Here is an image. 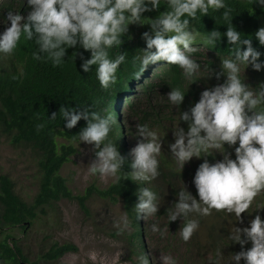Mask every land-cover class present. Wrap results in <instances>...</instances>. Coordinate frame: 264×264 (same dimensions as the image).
Returning a JSON list of instances; mask_svg holds the SVG:
<instances>
[{
  "label": "clouds",
  "instance_id": "9594fccd",
  "mask_svg": "<svg viewBox=\"0 0 264 264\" xmlns=\"http://www.w3.org/2000/svg\"><path fill=\"white\" fill-rule=\"evenodd\" d=\"M26 3L30 7L26 15L8 11L6 20L10 21V26L0 33V53L12 55L22 35L26 40H34L38 46L34 58L39 60L41 54H46L53 66L63 62L68 48H83L90 51V58H84L80 53L81 69L88 72L95 65L97 79L104 89L116 83L117 70L126 59L124 52L111 58L109 49L123 43L122 36L133 23H149L151 29L142 33L146 47L142 48V54L134 57L140 64V70L134 74L137 78L149 65L159 61L177 65L185 77H194L201 66L191 54L197 51L194 42L200 34L190 28V19H196L198 13L203 16L209 14V10L224 9L222 16L230 21L226 31L212 29L200 38L204 44L216 45L222 36H226L227 44L232 46L231 58L222 59L220 71L215 73L217 80L222 75L225 79L203 89L198 101L180 111L179 121L187 122V129L179 122L172 129L174 142L169 144L181 171L193 157H205L192 180L197 195H193L183 182L175 193L178 199L172 204L168 222L182 219L180 237L187 242L199 228V220L192 214L207 216L213 209L225 210L240 220L241 213L248 212L254 198L264 191V82L253 91L241 77V65L245 69L250 65L256 71L264 70V60L260 59L264 53L253 46L252 37H243L233 26L232 10L226 0H166L168 10L148 22L142 14L158 9L161 0H26ZM253 3L264 8V0H253ZM254 36L259 45H264V26L259 27ZM212 75L213 70L209 77ZM22 76L21 71L12 78ZM185 93L179 88H171L167 98L179 109ZM62 114L67 129H72L82 118L87 121L78 132V146L81 142L92 146L94 159L88 163V172L94 176L113 177L114 182H118L122 178L125 157L109 137L114 116L74 107L63 108ZM55 115L52 113L51 118ZM42 127V124L37 126L38 129ZM136 133L139 139L131 149L130 178L135 182H150L159 175L157 156L162 141L158 142L156 132L147 123L137 124ZM225 144L235 146L234 159ZM217 151L222 154V159L210 162L207 157ZM136 195L137 219L157 214L160 206L157 192L140 187ZM129 223L126 214L115 221L117 234L125 231ZM152 231L161 230L154 223ZM229 236L231 242L241 245V250L231 253L228 264L230 261L240 264L242 259L244 264H264V219L259 213L248 226H235ZM249 241L252 246L245 250L243 246ZM221 255V249H217L216 255L209 256L206 264H219ZM162 262L176 264L171 256L162 257ZM139 264H149L146 254L139 257Z\"/></svg>",
  "mask_w": 264,
  "mask_h": 264
},
{
  "label": "trees",
  "instance_id": "16d2710c",
  "mask_svg": "<svg viewBox=\"0 0 264 264\" xmlns=\"http://www.w3.org/2000/svg\"><path fill=\"white\" fill-rule=\"evenodd\" d=\"M226 3L232 10L233 26L241 31L243 37H252L253 46L264 53V45H259L254 36L255 31L264 26V8L253 3V0H226ZM29 10L26 0L0 1V18L9 26L10 21L6 20L8 11L26 15ZM166 10H168L166 0H161L158 9L146 11L142 15L146 16L145 22H148ZM223 11L224 9L209 10V14L203 16L198 13L196 19H190V28L201 36H206L212 29L225 32L230 21L223 18ZM6 27L3 26L2 31ZM150 30L149 23L130 24L128 31L122 36L123 43L109 49L111 58L124 52L126 59L117 70L116 83L108 89L100 86L95 65L91 66L88 72L81 69L80 53H83L84 58H90V51L83 48H68L63 62L53 66L46 54H41L42 58L39 60L35 59L33 53H38V46L34 40H26L22 35L13 54L10 56L3 54L11 66L0 70V129L9 137L12 144L26 145L36 154L39 178L37 191L28 201L15 192L13 182L7 175L0 174V236H2L0 262L41 264L42 261H58L66 252L75 250L76 246L70 242L52 241L41 254V261L31 260L13 240L11 233L4 231L5 228H26L39 222L49 226L54 225L60 220L58 201L65 198L76 200L83 211H87L86 202L92 196L111 202L120 200L124 213L134 227L133 236L140 255L145 254L141 238L142 218H136L134 209L138 201L136 193L140 187L151 188L157 192L159 201H163L155 215L163 219L166 224L177 227L178 230L183 226L180 218L168 222V214L172 204L178 199L175 193L183 186L182 181L188 179L190 184L186 186L187 189L193 195H197L192 180L196 168L205 157H193L185 163L181 171L180 163L174 159L169 149V144L174 142L172 129L179 122L181 127L187 129V122L179 121L180 111L187 110L198 101L203 89L211 88L214 84L199 82L197 73L194 77H185L179 66L168 64L166 61L149 65L137 78L134 74L140 70V64L138 60L134 61V57L142 54V48L146 47L142 33ZM204 45L210 54L205 55L196 47L197 51L191 56L200 64L201 70L206 69L211 72L213 70L215 76V73L220 71L216 68L217 60L231 58L232 46L227 44L226 36H222L216 45ZM260 59L264 60V54ZM21 71L22 77L12 78ZM241 77L253 91H257L259 84L264 82V70L256 71L249 65ZM224 79L222 75L217 84L222 83ZM171 88H179L186 92L179 109L167 98ZM65 107H74L80 111L85 109L89 112L98 111L102 115L111 113L114 116L115 123L112 125L109 137L125 157L120 174L122 178L118 182H114L115 178H113L104 187H98L92 182L82 193L72 192L60 169L75 154L74 142L78 140V132L86 126L87 121L82 118L72 129H67L62 114ZM54 112L55 118H51ZM124 118L133 119L136 124L147 123L151 129L158 128L165 134L162 138L161 152L157 156L159 175L150 182H135L130 178L132 156L120 143V139L124 136L118 124L120 119ZM41 124L43 127L38 129L37 126ZM215 158V155L207 157L210 162H214ZM223 213H226L225 210L213 209L207 217L212 219ZM246 213L249 215V211ZM194 215L196 214H192V217ZM218 225L219 223L214 226L211 222V232L217 230ZM219 231L224 233L223 243L229 251L232 250L231 253L241 250L238 242H231L230 231H223L222 227ZM251 246L249 241L243 247L246 250ZM232 264L235 262L232 261ZM240 264H244L243 259Z\"/></svg>",
  "mask_w": 264,
  "mask_h": 264
},
{
  "label": "rangeland",
  "instance_id": "374dc122",
  "mask_svg": "<svg viewBox=\"0 0 264 264\" xmlns=\"http://www.w3.org/2000/svg\"><path fill=\"white\" fill-rule=\"evenodd\" d=\"M1 1V0H0ZM3 26H9L0 18V33ZM201 35L194 42L205 55L210 54L202 42ZM5 55L0 53V70H5L11 66L5 59ZM221 60L216 62V68L220 69ZM248 68V67H246ZM204 69V68H203ZM241 65V75L246 71ZM211 71L201 70L197 72L199 82H211L216 85L218 80ZM122 109V108H121ZM119 130L124 138L120 139L127 153L131 154V149L139 139L136 136V121L130 118L120 119ZM157 134V140L162 141L165 134L158 128H152ZM167 136V135H166ZM76 152L71 159L63 165L60 173L67 180V184L74 194H80L92 182L98 187L106 186L113 177H101L91 175L88 172L89 164L94 159L92 146L84 142H74ZM234 147L226 150L235 158ZM215 151V150H212ZM216 160L222 159V154L218 151L214 153ZM0 174L7 175L13 182L15 192L25 200L30 201L38 188L39 169L37 156L30 147L20 144H12L9 137L0 129ZM188 186V179L182 184ZM162 204L163 201H158ZM87 211H83L76 200L61 199L58 201L60 220L54 225H47L39 222L36 225L26 228L14 227L5 228V232L11 233L13 240L23 250L31 260H42L41 254L48 248L52 241L70 242L76 246L73 251L66 252L58 261L45 262L41 264H139L140 251L133 236L134 227L129 220L128 228L117 234L114 222L125 215L121 201L111 202L98 196H92L87 200ZM264 191H261L253 200L249 207V215L242 213L241 219L237 220L234 213H223L210 219L207 216L194 215L199 220V228L193 236L185 242L180 237L177 227L170 226L157 215L148 216L141 220L142 244L145 254L148 256L149 264H163L162 257L171 256L176 264H206L209 256H215L217 249H221L222 255L219 257V264H228L231 251L223 243V231H231L232 228L246 227L249 221L257 213L264 219ZM214 226L219 223L217 230L211 232L210 224ZM157 224L161 231L153 232L152 225ZM2 236H0L1 238ZM140 246V245H139ZM0 264H4L0 262ZM232 264V261H230Z\"/></svg>",
  "mask_w": 264,
  "mask_h": 264
}]
</instances>
